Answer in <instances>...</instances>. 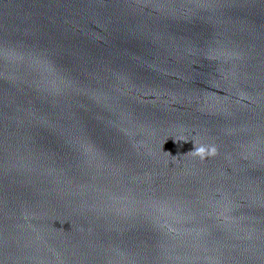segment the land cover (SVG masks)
<instances>
[{"label":"water","instance_id":"water-1","mask_svg":"<svg viewBox=\"0 0 264 264\" xmlns=\"http://www.w3.org/2000/svg\"><path fill=\"white\" fill-rule=\"evenodd\" d=\"M0 264H264V0H0Z\"/></svg>","mask_w":264,"mask_h":264},{"label":"clouds","instance_id":"clouds-1","mask_svg":"<svg viewBox=\"0 0 264 264\" xmlns=\"http://www.w3.org/2000/svg\"><path fill=\"white\" fill-rule=\"evenodd\" d=\"M203 152H204V149L203 148H201V149L198 150V153L201 154V155L203 154Z\"/></svg>","mask_w":264,"mask_h":264}]
</instances>
